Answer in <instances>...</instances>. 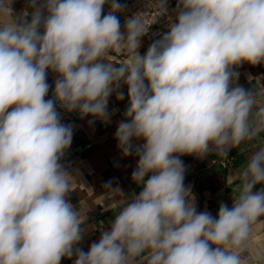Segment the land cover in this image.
Here are the masks:
<instances>
[{"label":"clouds","instance_id":"1","mask_svg":"<svg viewBox=\"0 0 264 264\" xmlns=\"http://www.w3.org/2000/svg\"><path fill=\"white\" fill-rule=\"evenodd\" d=\"M11 4L0 0V264H264V248L244 255L264 217V187L253 191L264 185V141L216 216L197 210L180 158L227 157L264 133V93L240 86L234 71L264 62V0H178L143 55L149 25L135 14L122 26L119 0H27L18 16ZM151 7L168 11L166 0ZM123 86L128 106L114 135L122 156L137 158L131 179L141 190L105 186L121 198L85 252L69 200L76 177L61 163L74 131L58 107L110 123L109 98L124 100Z\"/></svg>","mask_w":264,"mask_h":264},{"label":"crops","instance_id":"2","mask_svg":"<svg viewBox=\"0 0 264 264\" xmlns=\"http://www.w3.org/2000/svg\"><path fill=\"white\" fill-rule=\"evenodd\" d=\"M177 2L178 0H175L171 6L173 14ZM26 5L27 0H12L13 16H18ZM119 20L123 26L125 20ZM141 41L139 51L143 55L147 51V46L142 37ZM111 59L113 63L119 64L123 62L124 56L113 54ZM234 71L239 73L237 83L240 86L264 93V62L255 66L243 63ZM47 80L52 86L46 97L49 99L52 97L55 74L49 72ZM121 90L125 93L124 100L118 101L115 93L109 98L110 123L97 119L90 125L89 120L93 119L92 117L80 119L78 115L73 127L72 144L61 161L66 169L76 177L69 200L81 213L85 234L76 247L85 252L93 242H98L101 230H106L114 218V212L106 210L107 205L121 198L111 196L105 186L111 183L113 188L119 187L125 196L141 190L131 179L137 158L135 156L123 157L114 135L118 122L124 118L123 113L128 106L127 87L123 86ZM261 141H264V133L257 141L246 142L238 148L231 149L227 157H232V162L227 166L221 163L227 157L215 154L203 159L188 155L180 157L186 168L184 183L185 186H190L195 194L198 211H208L216 216L221 202L229 207L232 206L233 195L238 194L240 188L237 174L245 165L254 145L258 146ZM261 187L264 185H256L253 191ZM259 248H264V217H260L253 225L251 249L244 255H250ZM74 259V256L72 259L63 258L61 264H73Z\"/></svg>","mask_w":264,"mask_h":264},{"label":"built area","instance_id":"3","mask_svg":"<svg viewBox=\"0 0 264 264\" xmlns=\"http://www.w3.org/2000/svg\"><path fill=\"white\" fill-rule=\"evenodd\" d=\"M119 2L126 5L123 12L117 13L119 19L126 20V18L135 14H143L142 19L144 23L149 25L146 35L142 37L146 43L147 49L152 42L168 31L169 15H172L174 18V14L171 12V6L174 4L175 0H166L168 11L160 16H157L156 9L151 7V4L155 3V0H119ZM109 10L110 8L106 4L104 7V13L106 14ZM58 111L61 113L62 123L71 124L74 127L78 118V113H66L62 109H59V107ZM231 162L232 157H227L224 161H221L223 166H227Z\"/></svg>","mask_w":264,"mask_h":264}]
</instances>
